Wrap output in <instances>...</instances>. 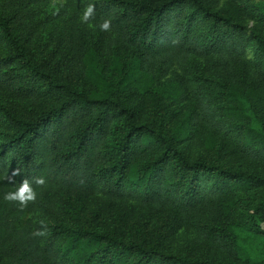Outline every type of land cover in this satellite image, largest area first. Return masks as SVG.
Masks as SVG:
<instances>
[{"label": "trees", "instance_id": "obj_1", "mask_svg": "<svg viewBox=\"0 0 264 264\" xmlns=\"http://www.w3.org/2000/svg\"><path fill=\"white\" fill-rule=\"evenodd\" d=\"M45 1L0 0V176L20 170L11 182L0 181V264H224L167 251L161 238L129 239L81 220L68 224L61 214L79 198L132 199L190 213L237 188L263 186L264 173L191 156L183 143L201 123L235 135L239 151L264 165V83L256 80L264 77V33L248 32L205 0H92L93 21L110 18L111 30H99L85 45L74 19L56 36L42 35L51 18ZM251 3L264 21V2ZM251 41L257 75L235 64ZM194 55L212 56L230 82L203 91L200 111L172 124L168 91L159 82ZM150 88L144 115L128 96ZM38 176L46 186L33 184L35 203L22 209L3 199ZM35 212L53 219L45 236H33L41 228L28 217ZM241 221L262 238L264 253V196ZM237 247L244 262L264 264V257Z\"/></svg>", "mask_w": 264, "mask_h": 264}, {"label": "rangeland", "instance_id": "obj_2", "mask_svg": "<svg viewBox=\"0 0 264 264\" xmlns=\"http://www.w3.org/2000/svg\"><path fill=\"white\" fill-rule=\"evenodd\" d=\"M213 9L231 14L235 20L242 23L249 32L257 27L264 33V21L258 19L251 9V2L264 0H205ZM50 0L43 3L46 13L50 14L41 29L43 36L52 33L56 36L66 20L74 19L83 29L82 41L85 45L92 43L99 33V23L92 21L95 27L80 23L83 9L90 3L88 0H67L58 15L51 14L48 7ZM92 3V0H91ZM256 43L251 41L244 56L235 64H243L241 71L245 74H255V64L259 63ZM0 51H4L3 46ZM107 69L113 61L107 60ZM212 56L194 55L183 64L173 66L160 80L159 85L168 92L165 93V111L171 115L172 124L179 123L192 110L200 111V99L203 91H217L230 82V75L224 72ZM236 75H240L239 71ZM92 80V77H90ZM264 83V77L256 79ZM129 100L138 102L144 110L149 109L152 100V89L144 94L128 96ZM141 118V117H140ZM4 128L0 120V130ZM1 138V135H0ZM235 135H221L214 129L199 123L194 136L183 143V147L191 156L211 155L234 167L258 170L264 173L263 163L243 155L236 144ZM264 185L260 187L237 188L234 192L221 194L217 200L201 206L190 213H182L172 208L141 204L132 199L117 201H98L95 198H79L61 215L63 220L72 224L78 220L92 223L107 230L123 233L127 238L142 240H159L161 246L175 254H188L192 257L221 261L224 264H248L238 255L237 245L247 249L255 259L264 257L261 252L262 238L256 237L241 221L245 212L262 200ZM97 204V219L93 218V210ZM96 212V213H97ZM33 221L51 222L49 214L35 212L29 214ZM264 227V222H260Z\"/></svg>", "mask_w": 264, "mask_h": 264}, {"label": "clouds", "instance_id": "obj_3", "mask_svg": "<svg viewBox=\"0 0 264 264\" xmlns=\"http://www.w3.org/2000/svg\"><path fill=\"white\" fill-rule=\"evenodd\" d=\"M67 0H50L48 5L51 14L58 15L62 8L65 7ZM95 4L89 3L82 11L80 15V23L86 24L89 27H95L91 22L95 18ZM100 31H110L111 30V19H104L103 22L99 25ZM20 170L14 169L12 171V176L4 174L0 176V181L8 180L12 181V177L19 175ZM33 184L39 187L46 186V180L42 176L33 177L31 180L25 178L23 179L14 191H9L4 194L3 199L7 202L17 203L22 209L27 208L30 203H35L37 198L36 188L33 187ZM41 228L36 230L33 233L34 237H42L46 235L47 226L44 221H40Z\"/></svg>", "mask_w": 264, "mask_h": 264}]
</instances>
